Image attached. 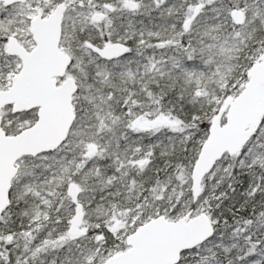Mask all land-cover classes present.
<instances>
[{"label":"snow or ice","instance_id":"obj_1","mask_svg":"<svg viewBox=\"0 0 264 264\" xmlns=\"http://www.w3.org/2000/svg\"><path fill=\"white\" fill-rule=\"evenodd\" d=\"M0 264H264V0H0Z\"/></svg>","mask_w":264,"mask_h":264}]
</instances>
